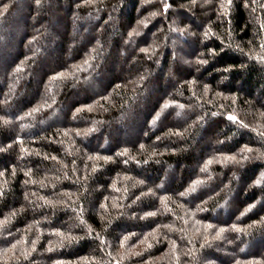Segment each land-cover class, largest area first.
Here are the masks:
<instances>
[{"label":"trees","instance_id":"16d2710c","mask_svg":"<svg viewBox=\"0 0 264 264\" xmlns=\"http://www.w3.org/2000/svg\"><path fill=\"white\" fill-rule=\"evenodd\" d=\"M0 264H264V0H0Z\"/></svg>","mask_w":264,"mask_h":264},{"label":"rangeland","instance_id":"374dc122","mask_svg":"<svg viewBox=\"0 0 264 264\" xmlns=\"http://www.w3.org/2000/svg\"><path fill=\"white\" fill-rule=\"evenodd\" d=\"M86 20H90V19H86ZM73 39L74 40H77L78 39V35L77 34H75V32H73ZM80 39V38H79ZM79 41V40H78ZM43 48H44V50H45V48L47 49V50H45V51H50L51 49H52V47L50 46V45H48V44H46V45H43ZM12 104V103H11ZM12 107V106H11ZM176 117L177 118H179L178 116V114L176 113ZM57 119H58V117H57V115H56V113H54L53 115H51V116H49L45 121H43V122H40L39 123V127H41V126H43V125H45V124H50V123H53V122H57ZM182 119H183V117H180V119H179V121H182Z\"/></svg>","mask_w":264,"mask_h":264},{"label":"snow or ice","instance_id":"6c2138e0","mask_svg":"<svg viewBox=\"0 0 264 264\" xmlns=\"http://www.w3.org/2000/svg\"><path fill=\"white\" fill-rule=\"evenodd\" d=\"M230 119H233V120H234V119H236V118H235V117H230Z\"/></svg>","mask_w":264,"mask_h":264}]
</instances>
